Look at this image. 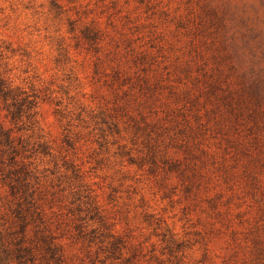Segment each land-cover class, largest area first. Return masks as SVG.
<instances>
[{
	"label": "rangeland",
	"instance_id": "374dc122",
	"mask_svg": "<svg viewBox=\"0 0 264 264\" xmlns=\"http://www.w3.org/2000/svg\"><path fill=\"white\" fill-rule=\"evenodd\" d=\"M0 78L26 264H264V0H0Z\"/></svg>",
	"mask_w": 264,
	"mask_h": 264
},
{
	"label": "trees",
	"instance_id": "16d2710c",
	"mask_svg": "<svg viewBox=\"0 0 264 264\" xmlns=\"http://www.w3.org/2000/svg\"><path fill=\"white\" fill-rule=\"evenodd\" d=\"M10 89H8L4 83V80L0 78V99L2 101H7L9 99H14L10 95ZM15 138L12 137L11 131L4 128L3 123L0 120V147H7L16 152L17 149L13 145ZM10 195H16L15 189L9 186ZM18 208H15V214ZM15 215V216H16ZM23 217V216H22ZM2 212L0 208V264H26L25 260V249L23 248L21 241L14 242L11 237L7 227L1 222ZM22 234L25 232L24 228H21ZM25 234V233H24Z\"/></svg>",
	"mask_w": 264,
	"mask_h": 264
}]
</instances>
